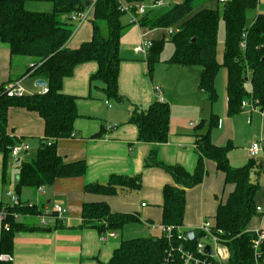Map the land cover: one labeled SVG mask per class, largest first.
<instances>
[{"label":"trees","instance_id":"trees-1","mask_svg":"<svg viewBox=\"0 0 264 264\" xmlns=\"http://www.w3.org/2000/svg\"><path fill=\"white\" fill-rule=\"evenodd\" d=\"M31 1L48 2L50 11L26 8ZM144 0H97L88 20L92 26L91 39L78 48H69L67 41L73 31L69 21L71 13L85 7V0H0V40L9 46L10 58L22 57L27 62L24 73L46 81L47 91L8 96L5 83L0 85V152L4 162L18 140L7 130V114L10 107H22L35 111L44 121V137L34 159L23 162L18 173L15 190L22 187L39 189L51 185L58 177L83 174V160L66 161L58 153L56 140L73 132L74 120L80 116L76 97L64 94L62 81L71 76L76 65L96 61L98 68L90 76V84L99 81L106 98L123 100L118 92L120 38L127 26L121 17L126 12L124 4L132 7ZM182 0L171 3L165 9L148 10L138 17L140 26L147 29L176 27L170 35L173 51L169 62L182 66H198V88L210 102L216 98L215 77L220 63L216 57L217 32L220 13L217 8L205 6L209 0ZM258 0H226L223 8L225 40L222 66L227 71V113L240 110L243 99L264 111V14L256 15L250 26L246 25V11L256 8ZM133 9V8H132ZM133 24V23H129ZM169 35V34H168ZM164 36V35H163ZM162 36V37H163ZM244 42V47L240 46ZM163 38L152 40L146 60L148 68L159 60ZM27 59V60H26ZM21 76V77H22ZM10 80H8L9 82ZM7 83V82H6ZM249 83L250 92L245 89ZM170 106L166 101L154 100L146 108L135 105L130 122L137 126V139L143 142L162 143L168 138ZM217 117L211 115L196 123L195 150L198 161L193 172L181 165H167L157 160L152 152L146 164H154L168 172L173 180L162 189L161 223L180 225L186 205V189L201 183L206 174L205 159L214 161L216 168L225 174V182L234 189L224 201H219L213 220L225 232L230 251L229 264H253L250 243L252 234L247 225L256 212L254 196L257 183L250 179L256 165L250 160L240 167H233L227 159L229 145H215L211 130L217 125ZM142 176L112 175L107 183L92 182L85 191L113 195L118 188L140 189ZM21 206L0 202L6 210V218L0 229V255L11 256L14 234L33 230L36 226L18 220L22 214L36 216L41 212L36 205L22 201ZM83 226L94 227L100 233L106 230H122L128 223L137 221L135 214L112 212L106 201L85 202L82 206ZM7 224V226H5ZM167 242L162 236L131 237L122 239L107 264H158ZM0 264H12L11 259H1Z\"/></svg>","mask_w":264,"mask_h":264},{"label":"crops","instance_id":"crops-1","mask_svg":"<svg viewBox=\"0 0 264 264\" xmlns=\"http://www.w3.org/2000/svg\"><path fill=\"white\" fill-rule=\"evenodd\" d=\"M181 1L172 0V3ZM216 1L210 0L205 6L218 9ZM88 2L85 0V6ZM259 13L264 14V0H258L256 8L246 11V25L250 26ZM133 25L127 27L120 38L118 92L123 100L116 101L118 104H110V99L106 98L101 89V82L90 84V76L98 68L96 61L76 65L72 75L62 81L61 91L76 97L80 116L74 120L72 134L56 140L57 151L66 161L83 160L86 165L83 174L58 177L51 185L39 189L22 187L17 193L15 185L19 169L23 162L30 161L29 150L30 153L31 150L32 153L37 152L40 139L44 137V121L35 111L22 107L8 109L7 130L17 138V146L24 144L26 148H21L16 157L10 154L6 162L0 152V202H9L6 191L11 190L21 201L35 204L38 211L54 202L66 209L62 220L49 218L46 225L40 224L36 216L22 214L18 217L22 222L35 218L31 224L36 228L14 234L12 264H107L121 240L116 241V234L115 237L101 241L96 228L83 226V204L106 201L112 212L135 214L136 223H143L149 229L156 225L161 230L162 189L164 185L172 184L173 180L163 168L146 164L149 155L155 151L158 161L167 165H181L189 172L194 171L199 157L195 150L196 132L204 131H196L194 126L201 119H206L205 103L212 107L217 95L210 102L199 90L198 66L178 65L169 62L170 57L166 62L175 76L176 88L182 89L180 94L184 96L183 102L164 85L157 87L151 73L153 67L149 70L145 54L130 48H135L142 40L141 36L147 37L159 28L147 29L139 23ZM91 35L89 20L78 26L73 25L67 46L78 48L81 43L90 40ZM20 63L14 66L8 44L0 40V85L19 81L25 93L41 92V87L35 83L38 78L28 73L22 76L28 66L25 61ZM158 99L166 101L170 106L168 138L162 143L139 141L137 126L129 121L132 110L135 105L146 108ZM245 99L248 101L249 98ZM245 110H249L248 115ZM211 115H215L218 120L215 129L211 130V140L215 145H229V164L238 167L250 160L256 162L250 172V179L258 185L254 203L261 211L255 212L247 229L264 228V111L240 105L239 112L234 115L223 111L219 118L211 111L208 118ZM254 141L260 143L261 151L258 157L250 158L248 147ZM204 165L206 174L202 182L186 189L185 212L180 224L185 230L197 228L211 212H214V216L219 201H224L234 189V184L225 182V174L216 168L214 161L205 159ZM137 174L142 176L138 190L118 188L113 195L85 191L86 184L107 183L112 175ZM23 194L25 198H22ZM1 226L0 218V229Z\"/></svg>","mask_w":264,"mask_h":264},{"label":"built area","instance_id":"built-area-1","mask_svg":"<svg viewBox=\"0 0 264 264\" xmlns=\"http://www.w3.org/2000/svg\"><path fill=\"white\" fill-rule=\"evenodd\" d=\"M97 0H89L88 4L81 10H77L70 14L69 21L78 26L87 21L95 6ZM223 1L224 0H218ZM164 2L161 0H152L150 4L144 5L143 2L131 5H124L125 11L130 16L131 23H138V17L145 14L150 9H155L163 6ZM133 8V9H132ZM177 31L176 27H169L167 34L171 35ZM152 46L151 39L141 40L136 46L135 51L141 52L145 55L148 53V49ZM241 47H244V42L240 43ZM47 91L46 85L41 86V92ZM5 93L8 96H22L25 90L20 85L19 81L9 82L5 85ZM163 101L162 99H158ZM250 106V108H256L253 104L246 99L241 102V107ZM21 148H26V145L21 144L14 146L11 149L12 156L16 157ZM261 146L258 141L252 142L248 147V154L250 158H256L259 156ZM6 196L9 199V204L14 206H21L24 204L16 195L14 191L7 190ZM256 211H261L260 207H256ZM66 209L58 202H54L51 206L45 207L37 215V219L40 224L46 225L49 218H53L56 221L62 220ZM0 218L2 221L6 218V210L3 205H0ZM7 226V224H5ZM192 230L193 237L190 238L187 232ZM182 230L180 225L162 224L161 232L162 237L167 242V247L164 249L163 255L158 264H229L230 251L228 247V238L225 236V232L222 228L216 226L213 218H203L197 228ZM247 232L252 234L250 243L251 259L253 264H264V228H256L253 230L246 229ZM116 232L114 230H106L100 233V240L105 241L109 238L115 237ZM207 239L208 242L202 241ZM209 247V250L206 247ZM1 259H11L9 255H0Z\"/></svg>","mask_w":264,"mask_h":264},{"label":"rangeland","instance_id":"rangeland-1","mask_svg":"<svg viewBox=\"0 0 264 264\" xmlns=\"http://www.w3.org/2000/svg\"><path fill=\"white\" fill-rule=\"evenodd\" d=\"M150 1L151 0L143 1V3H144V5H148V4H150ZM161 1L164 2V5L161 6V8L159 10L165 9L169 4L172 3V0H161ZM201 2H202L201 0H197L196 4H199ZM224 2L223 1H216V4L218 5V10L220 13V19H219V23H218V32H217L216 57H217V61L220 63V67H219V70H218L216 77H215V89L217 92V98H216L215 103L212 105V107L208 103H205V112L207 113L205 115L206 119L208 118L209 113L211 111H213L215 114H217L219 118L222 117L221 113L223 111L225 114H227V104L226 103L224 104L225 92H226V83H227V71H226L225 67L222 66L223 53H224V40H225V24H224V19H223ZM124 5H127V4H124ZM26 8L31 9V10H38V11H49L51 9V4L48 2H38V1H31L30 2L29 1L26 3ZM129 19H130V14L126 11L121 17L122 24H124L127 27L134 26L133 24H129ZM169 27H172V26H169ZM169 27H166L163 29L162 28L156 29L152 33L150 32L147 37L141 36V39L142 40L151 39V40L155 41L157 39L163 38V48L160 52L159 60L156 61L152 65L153 69H152L151 73H153L154 81L157 83V87H159L160 85L161 86L164 85L167 90L174 92L175 95H177V97L183 102L184 96L180 94L182 89L176 88V84H175V80H174L175 76L173 75V73L170 72V69H169L170 65L166 62L167 61L166 59H168L171 56L172 51H173V45L170 41V35L167 34V29ZM162 35H164V36L162 37ZM130 49H133V51H135L134 48H130ZM144 57H146V55H144ZM22 60H23L22 57H19V56L15 57L14 61H13L14 66L16 64H21L20 62H22ZM27 62L28 61L25 62L26 63L25 65H27ZM245 89L248 93L250 92L249 83H247L245 85ZM246 98H248V97H246ZM110 104L115 105V104H118V102H116L115 100H110ZM244 112L248 115L249 110H245ZM244 122L246 123L245 118H244ZM205 129L206 128L203 127V130H205ZM36 153L37 152H35V151L32 153V150L30 153V150H29V154L31 155L30 160L35 158ZM241 166H243V165H241ZM238 167H240V166H238ZM25 197H26L25 194H23L22 198H25ZM213 210H214V205H213ZM213 213L214 212H211L209 214L208 218L212 219ZM25 221L28 224H31V223H34L35 218H33L31 220L30 219L25 220ZM182 230H185V229H182ZM116 234H117V237L115 238L116 241H120L122 239L131 238V237H146V236L150 237V236H159V235L161 236L162 232H161L159 226L157 227L156 225H154L153 229L152 228L149 229V227L145 226V224H143V223H139V222L133 223L132 222V223H128L127 225H125L122 228V230H116ZM202 241L208 242L207 239H202Z\"/></svg>","mask_w":264,"mask_h":264},{"label":"water","instance_id":"water-1","mask_svg":"<svg viewBox=\"0 0 264 264\" xmlns=\"http://www.w3.org/2000/svg\"><path fill=\"white\" fill-rule=\"evenodd\" d=\"M35 83H36V85L39 86V87H41V86H43V85H46V81H45L43 78H38V79H36ZM187 234L189 235L190 238L193 237V232H192V230H189V231L187 232ZM206 249L209 250V247L207 246Z\"/></svg>","mask_w":264,"mask_h":264}]
</instances>
